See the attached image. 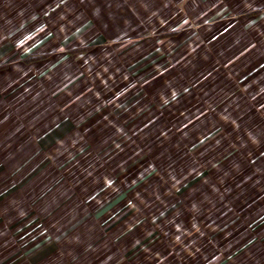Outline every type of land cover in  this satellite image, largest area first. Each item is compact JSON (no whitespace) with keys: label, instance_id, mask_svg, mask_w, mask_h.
<instances>
[{"label":"rangeland","instance_id":"obj_1","mask_svg":"<svg viewBox=\"0 0 264 264\" xmlns=\"http://www.w3.org/2000/svg\"><path fill=\"white\" fill-rule=\"evenodd\" d=\"M187 1L192 4V0ZM18 2L15 4V12L1 14L2 22L9 21V19H14V22H17L15 19L16 12L21 8H28L25 5V0H18ZM53 2L54 0H50L49 3ZM144 2L151 5L148 7L149 9H153L155 0H148V2L144 0ZM208 2L210 9L206 11L205 3L197 0L199 7L191 16L185 12V3L183 10H181V0L176 1L178 13L163 12L160 14L161 18L167 21L166 24L161 25L159 19L154 20L156 28L159 29L155 35L152 34V25L146 22V10L135 4L134 0H127V2L126 0H95V3L101 7L99 18L92 17L84 9L81 0H68L67 5H63L57 10L58 12H66L68 19L73 21V24L69 26L71 31H75L76 26H83L89 21L93 25V30H90L86 36V38L91 37L89 43L92 46L87 49L85 55H95L104 46L109 49L115 47L111 44V38L116 34L118 28L122 30L120 33L122 36L128 35L137 45H142L139 51H134L127 56L117 53L115 67L120 68L125 75H128V80L120 79L121 85L127 86L129 83H135L139 88L142 80L151 79L156 74L157 66L161 64L166 66L177 65L169 75L175 77L179 84L187 85L195 82L198 85L193 88L191 97L185 98L177 108L172 111L165 110L162 115L157 112L156 115L159 116V119L156 123L145 129L139 136H134L133 139L136 143L132 144L124 153L118 155L113 153L112 157L104 162V167L101 169L103 172H112L119 161L127 159L126 167L134 176L137 170L142 171L144 165L155 159L158 167L175 172L176 178L182 181L179 185L180 191L171 188L167 180V171L163 178L149 174L144 182L131 188L127 187L130 180L121 181L120 178L123 173L117 171L118 183H121L122 187V191L118 195H124L96 222L103 226L105 222L110 220L111 214L115 213L117 209L124 208L126 201L131 198L136 190L143 189L149 195L159 192L161 200L153 205V208L167 211L166 219L174 221L175 224H182L185 230L192 232L191 222L195 217L202 230H205L206 235L203 238H200L198 233H193V236L184 239L185 244H190L192 239H196V246L201 249V253L190 256L187 252H182L181 247L176 245L172 239L174 235L180 233L176 232L173 226L163 224V222H161L163 231L157 229L153 237L145 239V231H150L153 228L148 219V213L145 212L143 214L144 223L136 227L133 233H127L123 222L119 225L113 224L107 229V232L103 233L105 236L114 232L117 233L120 239L114 244L120 246H127V240H130L132 235L141 237L142 244L148 245L149 251L147 252L142 251L139 247L129 249L130 264H161L162 258H166L163 260V264H207V260H211L213 256L220 257L219 264H264V223L259 222L260 217L264 216V199L261 198L264 197V154H262L264 153V146L254 147L251 150L240 148L237 142L238 134L233 133L231 126L223 125L217 120L209 108L211 105L220 111L235 101L229 111L240 117L239 122L242 130L254 125L264 128V109L260 107L264 104V93H260L261 88H264V36H261L260 33L249 35L243 27L245 20L238 11L234 10L235 6L232 7L233 9L228 8L232 16L225 20L216 16L221 11V5L218 6L220 0H208ZM223 2L228 5L233 1L223 0ZM175 5H171V7ZM201 8H204L203 12L208 13L203 18H200ZM27 12L31 11L27 10ZM110 12L115 14L112 19H109L108 13ZM55 15L56 13H53V16ZM184 15H187L194 22L193 26L186 27L185 31L180 33H169V27H176ZM125 17H131V26L126 23ZM206 19H214L211 31L208 30L207 25H204ZM105 25H107L106 28ZM230 25H235V27H230ZM193 32L199 34L203 43L189 40ZM214 36L218 39L213 40ZM237 38L240 40L239 44L235 43ZM169 39H171V47L168 44ZM56 43L62 44V41ZM73 43L76 47L79 46L78 41ZM189 43L199 44L196 53L192 55H189ZM250 43H254L256 46L248 50ZM129 47L133 46L130 45ZM157 48L161 51L157 52ZM71 53L73 51L69 50L67 55L73 64H81L82 62L76 59L78 53ZM184 57L191 60L195 68L192 65L184 68L183 64L180 63ZM57 59V56H49L42 61L35 62V67L28 76L21 78L20 75L17 78L16 87L13 88L19 90V93H23L27 87L38 89L44 80L40 73L48 71L45 63L48 61L56 63ZM117 75L119 76V73ZM202 76H208V79L200 82ZM85 79L87 77L82 78L80 87L75 89L74 95L86 93L88 87H94L91 80L84 83ZM155 83L158 85L159 81ZM46 87L51 89L52 82H46ZM144 87L146 88L147 85ZM245 89L247 91H244ZM116 90L118 88L111 95H114ZM13 95L18 96L19 94L13 92L11 96ZM89 95L91 94L89 93ZM253 96H256L255 100L252 99ZM148 99V94L143 90L139 96L129 93L127 97L130 107L136 100L147 102ZM53 102L57 105L55 111L60 118L64 116V113H70L69 117L72 120L76 118V105L71 104V97L56 96L53 97ZM138 107H131V111L128 113L114 112L110 119L122 125L130 134L133 129L139 131L152 116L148 113L139 115ZM37 108L34 106L35 110L40 109V107ZM19 109L22 110V108ZM60 109H63V112H60ZM198 110L208 113L203 117L204 123L201 124L200 121H196L200 127L195 128V125H190L189 128L194 129L190 133V138L183 137L182 133L176 131L182 124L187 123L181 112H186L188 116L194 117ZM108 111L109 109H105L103 113H96L94 117L90 118L93 122L99 119L101 123H93L92 133L85 135L87 142H80L85 149L87 159L81 157L76 149L71 148V140H66V144L75 153L80 164L76 165L75 160L70 159L67 153L59 156L55 165L62 166L63 172L60 179L65 183L72 184L73 180L80 176L81 165L93 162V158L96 156L104 158L111 150L110 146H114L111 139L107 143H94L90 139V137H95L97 140H101L114 132L111 127L104 128L106 122L103 121V115L107 114ZM74 128L75 125L72 124L62 137H69ZM161 128L172 129L169 132L171 139L164 143L157 140ZM217 128L219 134L224 137L221 147L217 148L210 144L206 146L207 151L204 148L195 147L193 141L195 144H199V136L202 133L210 134L212 130ZM53 143L48 148H51ZM234 143L236 144L235 148L233 147ZM137 145L144 151L140 157H133ZM79 147L78 144L77 148ZM59 152H64V148L60 147ZM161 152L171 161V167L160 159ZM252 161L256 162L255 165ZM213 163H219L222 169L230 173L229 176L225 178L222 171L212 167ZM234 163L240 165L239 170L233 167ZM256 165L261 166L260 170H257ZM201 172L203 173L202 176L199 175ZM249 176L253 179L245 181V178ZM206 180L208 183H205ZM256 181L260 183L256 187H252L251 185ZM79 184L80 180H76L77 187ZM97 187L99 186L89 183L87 191ZM213 187L219 188V191L213 192ZM193 190H195L194 194ZM87 191L77 193L80 202H83V197ZM205 194L207 199H204ZM118 195L111 196L110 201ZM193 199L198 202L200 212L190 213L187 211V206ZM99 209H88V216L92 218V215L99 212ZM128 218L125 216L124 220H128ZM213 223L218 228L217 231L208 228V225ZM163 232L170 234L165 236ZM123 260H126L125 257Z\"/></svg>","mask_w":264,"mask_h":264},{"label":"clouds","instance_id":"obj_2","mask_svg":"<svg viewBox=\"0 0 264 264\" xmlns=\"http://www.w3.org/2000/svg\"><path fill=\"white\" fill-rule=\"evenodd\" d=\"M134 2L146 10V22L152 25L153 35L159 31L154 24V20L159 19L161 25L166 24L167 21L161 18L160 14L170 4H174V0H160V7L149 9L144 0H134ZM184 3H187V0H181V10H183ZM220 3H223V0H220ZM67 4L68 0H54L53 3H49L48 0H38L37 7L33 8L31 12H27V9L23 8L16 12L15 19L17 22L11 28L0 29V73L3 74L0 78L11 77L12 73L7 71L8 68H12L13 72L19 73L21 78L26 77L35 67V61L46 56H57L58 58L56 63L51 61L45 63L48 71L40 73L44 80L40 83L38 89L27 87L23 93H20L14 99V103L22 107L37 106L42 108V111L32 115L29 119H25L19 114V108L6 113L0 112V132L6 134L7 137H14L26 128L35 129L40 122L41 116L49 120V127L55 123L56 128L59 129L61 127L60 117L56 114L57 105L53 102V97H71V104L76 105L75 111L77 112L76 118L72 120L75 128L69 137L58 136L54 139V143L47 153L50 156L51 166L55 165L59 156L65 153L70 159L75 160L76 165L80 164V161L76 159L75 153L66 144V140H71V148L76 149L81 157L87 159L85 149L80 142H87L85 141V135L92 133L93 123H101L99 119L94 122L91 121L90 118L94 117L96 113H103L105 109H109L108 113L103 115V121L106 122L104 128L111 127L114 129L110 136L101 140L90 137L94 143H107L111 139L114 146H110L111 150L104 158L96 156L93 158V162L81 165L80 176L76 177L72 184L65 183L61 179L44 180L42 178L46 175V172L38 168L33 169L35 178L33 182L38 180L39 183L34 190L32 210L42 220L47 222V227L43 233L47 236L45 249H55L54 254L49 256L47 264H121L119 248L113 251L114 242H117L120 236L115 232L108 236L103 235V233L107 232V229L113 224L119 225L123 222L127 233L131 234L136 227L144 223L143 214L145 212L148 213V219L153 225L152 230L145 231V239L153 237L157 229L163 231L161 228V222H163V224L173 226L175 231L180 233L179 235H174L172 239L176 245L181 247L182 252H187L190 256H196L197 253H201V249L196 246L197 240L192 239L190 244H185L184 239L193 236V233H198L199 237L203 238L206 235L205 230H202L195 217H193L191 222L192 232L185 230L182 224H175L174 221L166 219L167 211L153 208V205L161 200L159 192L149 195L143 189L134 191L131 198L126 201L124 208L117 209L115 213L111 214L110 220L105 222L103 226L95 221L91 223L84 222L83 216L88 209L103 208L107 203L111 202V196L121 193L122 187L121 183H118L117 171L123 173L120 178L121 181L127 182L130 180V183H127L129 188L144 182L149 174L154 177H164L167 170L163 167H158L155 159L144 165L142 171L137 170L134 176L126 167L127 159L119 161L112 172H103L101 169L104 167V162L109 157H112L113 153L117 155L124 153L132 144L136 143L133 139L134 136H139L145 129L156 123L159 119V116L156 115L157 112L162 115L165 110L172 111L177 108L185 98L191 97L193 88L198 85L195 82L182 85L178 83L175 77L170 76L169 73L177 66L175 64L170 66L158 65L156 74L151 79L142 80L139 88L135 83H129L127 86L121 85L119 83L120 79L128 80V75H125L120 68L115 67L117 53L127 56L134 51H139L142 45H137L128 35L122 36L120 34L122 30L118 28L116 34L111 38V44L115 47L109 49L104 46L95 55H85L87 49L92 46L89 43L91 37L88 36L86 38V36L90 30H93V25L89 21L83 26H76L75 31H71L69 26L73 24V21L68 19L66 12L57 11ZM81 4L92 17H100L101 7L95 3V0H87V2L86 0H81ZM192 5L193 11L199 7L197 0H192ZM29 7H31V4ZM234 10L238 11L239 15L244 18L243 27L249 35L260 33L261 36H264V0H237ZM53 13H56V15L53 16ZM207 14V12H201L200 18L207 16ZM108 15L109 19H112L115 14L110 12ZM216 16L227 20L232 16V13L225 6ZM125 21L129 26L132 25L131 17H125ZM213 22L214 19L204 20V25L208 26L209 31H211ZM193 24L194 22L187 15H184L176 27H169L168 32L180 33L185 31L186 27H192ZM106 27L107 25H105ZM230 27H235V25H230ZM225 31H228V29H225ZM215 39H218V37L214 36L213 40ZM189 40L203 43L196 32H193ZM57 41H62V44H57ZM75 41H78L79 47H76L75 43H73ZM235 43H240L239 38L235 40ZM168 44L171 47V39H169ZM130 45L133 47H129ZM255 46L254 43H250L248 50ZM198 47L199 44L189 43V55L196 53ZM8 48L12 49L10 53L5 51ZM69 50L78 53L76 59L81 61V64H73V61L67 55ZM156 50L157 52L161 51L159 48ZM204 59H207V57H204ZM184 61L187 62L185 63ZM180 63L183 64L184 68L192 65V61L188 60L187 57H184V60ZM192 67L195 68V65H192ZM118 73L119 76L117 75ZM84 77H87L84 83L91 80L94 87H88L86 93L74 95L75 89L80 87V82ZM206 79H208V76H202L200 82ZM156 81H159L158 85L155 83ZM46 82H52L51 89L46 87ZM145 85H147L146 88L144 87ZM9 86H11V83ZM117 88L118 90L115 91L114 95H111ZM141 90L148 94V101L136 100L131 107L139 106V115L148 113L152 118L139 131L133 129L130 134L122 125L110 119V116L114 112H130L131 107L127 97L129 93L139 96ZM244 91H247V89ZM260 93H264V88H261ZM252 99L255 100L256 96H253ZM234 103L235 101L232 102V104ZM2 104L4 102L0 101V105ZM232 104H228L220 111L210 105V112L214 113L215 118L222 122L223 125L231 126L233 133L238 134L237 142L240 148L251 150L254 147L264 146V128L254 125L242 130L239 122L240 117L229 111ZM260 107L264 109V104ZM60 112H63V109H60ZM70 115V113H64V123L68 122ZM181 115L184 116L187 123L182 124L176 131L182 133L183 137L190 138V133L194 129L189 128V126L195 125V128H199L200 125H197L196 121H200L203 124V117L208 115V113L198 110L194 117L188 116L186 112H181ZM185 129H188V131H185ZM171 131L172 129L165 130L161 128L157 140L160 143L169 141L171 139L169 132ZM72 136H75V138H72ZM30 139H35V143L38 145L46 137L41 136L37 132L36 136L30 137ZM223 140L224 137L219 134V129L217 128L212 130L210 134L207 132L202 133L199 136V144H195L194 141L193 144L196 148H204L207 151L206 146L211 144L219 148L222 146ZM78 144L80 145L79 148H77ZM60 147L64 148V152L58 153ZM233 147H236L235 143ZM143 151V148L137 145L133 152V157H140ZM160 159L171 167V161L163 152L160 153ZM252 163L255 165L256 162L252 161ZM212 167L222 171L225 178L230 174L227 170L222 169L219 163H213ZM233 167L239 170L240 165L234 163ZM256 168L260 170L261 166L256 165ZM199 175L202 176L203 173L201 172ZM252 179L249 176L245 178V181ZM76 180H80L79 187L76 186ZM167 180L172 189L180 191L179 185L182 181L176 178L174 171H167ZM89 183L99 187L87 191ZM205 183H208V181L206 180ZM259 183V181H256L251 186L256 187ZM225 190L228 191V189ZM82 191H87V194L83 197V202H80L77 193ZM212 191L218 192L219 188L213 187ZM194 193L195 190H193ZM261 198L264 199V197ZM204 199H207L206 194ZM187 211L190 213L201 211L195 199L190 200ZM19 215L24 218L28 215V211L22 209ZM176 215H179V213H176ZM125 216L129 217L128 220H124ZM53 222H55L54 225ZM259 222L264 223V216L260 217ZM208 228L213 231L218 230L214 223L208 225ZM169 234V232H163L165 236H169ZM138 247L142 251H149L148 245L142 244L141 237L132 235L127 248L136 249ZM45 249H42V251ZM164 259L166 258L161 259V264H163ZM219 262V256H213L211 260H207V264H219Z\"/></svg>","mask_w":264,"mask_h":264},{"label":"crops","instance_id":"obj_3","mask_svg":"<svg viewBox=\"0 0 264 264\" xmlns=\"http://www.w3.org/2000/svg\"><path fill=\"white\" fill-rule=\"evenodd\" d=\"M170 4L165 13H178V7ZM205 3L209 11L210 3L208 0H201ZM225 5L226 3H218L221 9L227 6L229 9L234 7L237 0ZM6 5L4 6V3ZM50 2V0H48ZM148 2V0H146ZM18 0H0V29L11 28L15 23L14 19L2 22L1 14L15 12V4ZM31 4V7L29 5ZM38 0H25V5L28 11H32L37 7ZM148 7L151 6L147 4ZM171 5H175L172 6ZM4 6V7H3ZM160 7V0H155L153 9ZM193 5L185 3V12L192 16L194 13ZM233 9V8H232ZM201 12L204 8L200 9ZM162 12V13H163ZM79 47V46H78ZM6 52H11L12 49H5ZM73 53H77L73 51ZM71 53V54H73ZM49 56L43 57L38 61H42ZM34 62V63H35ZM7 71L12 73L11 77H5L3 80L0 78V101L4 104L0 105V112L6 113L7 111H15L17 108H22L20 115L25 119L31 118L32 115L42 111V108L35 110L34 106L22 107L14 103L17 95H12L14 92L20 94L19 90H15L17 78L19 73L13 72V69L8 68ZM3 74L0 73V76ZM14 81V82H13ZM11 83V86H9ZM15 90V91H12ZM11 91V94H10ZM10 94V95H9ZM64 116L60 118L61 127L56 128L55 123L49 127V120L43 116L40 117V122L37 128H26L21 133H17L14 137H7L6 134L0 132V264H47L50 255L54 254L55 249H45V242L47 236L44 233L47 227V222L32 210L33 194L39 181H34L33 169H40L45 171L46 175L42 178L44 180H56L61 178L62 166L51 165L50 156L48 153V146L54 142L56 137H62L70 129L73 124L71 117L68 122L64 123ZM39 132L41 136L46 137L40 144L35 143L36 133ZM65 182V181H64ZM124 194L118 195L105 207L100 208L99 212L92 215L90 218L89 213L83 216L84 222L91 223L98 221V218L107 212L115 203H117ZM22 209L28 211V215L21 218L19 213ZM104 220V218H103ZM102 220V221H103ZM98 223V222H97ZM55 222H53V225ZM124 235V234H123ZM128 238V236H127ZM128 244L130 240H127ZM119 248V259L121 264H130L129 248L115 244L113 251ZM42 249H45L42 251ZM125 257L126 260H123Z\"/></svg>","mask_w":264,"mask_h":264}]
</instances>
